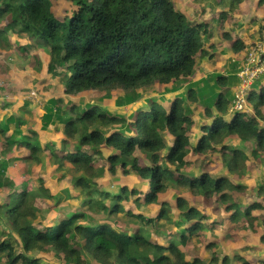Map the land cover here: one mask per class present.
<instances>
[{"label": "trees", "instance_id": "16d2710c", "mask_svg": "<svg viewBox=\"0 0 264 264\" xmlns=\"http://www.w3.org/2000/svg\"><path fill=\"white\" fill-rule=\"evenodd\" d=\"M64 1L73 9L59 14L60 0H0V49L7 51L9 37L25 40L23 46L13 44L17 55H28L29 61L35 57L49 78L62 83L58 98L45 99L41 126L22 128L16 112L0 119V264H264V256L255 258L256 248L247 247L249 236L241 233L257 235L264 251V231L255 224L259 221L264 229V78H257L258 88L254 83L247 96L253 113L231 115L230 103L219 91L228 82L225 75L192 80L197 63L211 60L216 32L228 12L251 0H194L210 13L228 8L217 11L215 30L212 20L194 21L177 10L178 0ZM256 3L263 5L264 0ZM221 37L234 54L245 47L229 33ZM8 70L6 64L0 66V75ZM167 86L171 92L186 91L161 103L148 100L128 119L85 101L73 102L92 93L127 106L154 87ZM197 111L208 119L205 124L198 123ZM54 134L60 138L53 139ZM196 161L201 166L193 173ZM249 162L258 170L250 186L258 200L247 203L249 187L239 179L250 170ZM205 165L224 173H211ZM117 175L135 176L140 188L119 184L114 192L105 189L104 178ZM21 180L29 187H22ZM169 189L181 194L171 203L162 200ZM72 199L84 211L72 209ZM131 199L141 201L144 212L132 209L126 215L151 229L162 220L173 224L165 207L174 209L176 242L169 241L168 233L156 241L87 214L89 206L98 214L123 213L122 204ZM207 210L223 215L211 226L221 233H239L234 239L241 240L244 254L218 258L214 251L203 262L194 249H187L191 239L203 236ZM36 212L40 219L52 212L55 217L32 222ZM204 246L212 243L204 241ZM39 254L51 261L43 262Z\"/></svg>", "mask_w": 264, "mask_h": 264}, {"label": "rangeland", "instance_id": "374dc122", "mask_svg": "<svg viewBox=\"0 0 264 264\" xmlns=\"http://www.w3.org/2000/svg\"><path fill=\"white\" fill-rule=\"evenodd\" d=\"M257 0H251L246 1L234 11H229L227 17L223 21L222 28L216 32L215 37V44L217 45L216 50H213V56L211 60H207L205 58H202L199 63H197L193 75V80H199V79H207L211 77L212 74H217L224 76L228 79L227 84L224 87H220L219 91L222 94L223 99L227 100L229 103L232 100L233 92L238 86V80L236 78V74L239 71V67L242 65L244 61V54L246 50L251 47V44H253L255 41L262 40L264 37V4L258 5ZM61 4H59L56 7V11H58L59 14H62L65 11H70L73 8L70 7V5L65 2L64 0H60ZM176 9L183 11L188 17H190L192 20L196 21H205V20H212V30L218 29V20L219 15L217 11H228L227 7L217 8L212 13L208 11V7L203 5L199 1L194 0H178L175 3ZM204 12V15H201V13ZM68 14V12H67ZM222 33H229L231 38L238 37L243 43L244 48L239 51L237 54H234L230 43L223 39L221 37ZM18 38L15 37H9L8 42L9 46L7 51H5L3 54H0V66L2 69V65L9 64L8 66H12V62L9 61V59H12L13 57L20 58L21 55L16 53V50L13 49V44L17 42ZM21 41H25L23 39H18ZM26 42V41H25ZM2 52L4 49H0ZM3 55V57H2ZM23 56V55H22ZM264 59L263 57H259V60ZM4 63V64H3ZM23 63V65H22ZM22 65V66H21ZM24 68V70H22ZM41 68V69H40ZM19 72H16L15 70H11L9 68L10 74L8 75H0V100L3 101V106H0V119L4 120L9 116V111H6L7 108H14V112L18 114L19 119L21 118L23 126L22 128L26 129L29 126H41V110L44 105H47L45 102V99H48L50 97L58 98L61 94L62 89V83L60 81H54L52 78H49V75L45 73L44 69L38 66V61L35 59V57L29 61V56L27 55L26 58H22L19 63ZM14 74H13V73ZM16 74V77H15ZM214 77V76H213ZM264 78V71L262 72V76L260 79ZM18 80L20 82H18ZM214 80V78H212ZM258 83L253 86L256 90L258 88ZM154 87L153 90L147 91L146 94L141 95V97L133 104L130 105H123L121 107H118L115 103V100H104V98L101 97L100 94H88L84 93L78 98L74 97L73 102L75 104H82V102H88L89 105L97 106L103 111H107L111 113L112 115H119L123 116L125 118H129V115L136 111L138 108H143L146 105V102L148 100H156L158 103H161L163 101H168L169 98H172V96L178 94V93H184L186 91V88L183 87L179 91L171 92L169 87H163L159 88ZM47 89V92H46ZM6 90V92H2ZM26 93V94H25ZM34 93V94H31ZM47 93V94H46ZM12 97V98H11ZM162 97L164 99H162ZM7 98H11L9 101ZM42 98V99H40ZM8 100V101H7ZM27 100V101H26ZM42 100L44 101L43 103ZM41 104V105H40ZM22 107H26L24 110H22ZM251 107V106H250ZM249 107V109H250ZM201 107H198V110L200 111ZM246 113H253V111H245ZM262 113H264V109H262ZM12 114H14L12 112ZM196 119L198 120L199 124H205L208 119H204L200 115H198V111L195 112ZM15 115V114H14ZM264 115V114H263ZM13 116V115H12ZM226 120H229V118L225 117ZM198 126H195V128ZM193 128V131L191 133V139L195 138L196 130ZM48 131V130H47ZM49 131H51V128H49ZM60 138V135L54 134L55 140ZM53 141V140H52ZM72 144H69L68 147H71ZM2 151V150H1ZM103 154L106 156L107 151L102 150ZM26 154H23L25 156ZM0 158H2V154L0 155ZM53 159L49 158L48 164L50 166V169H53ZM250 170L245 174L244 177L240 178L239 180L242 183H246L248 185L249 191L243 192V194H246V202L250 203L255 199L252 195L253 192L250 190L254 187V179L258 176V170L255 168V166L252 164V162H249ZM100 165L99 161L96 163V167ZM18 165H16V168ZM201 163L200 161H196L194 163V168L192 169L193 173L197 172L200 168ZM207 170H209L211 173H217L219 167L211 166V165H205ZM257 168L259 169L260 164H256ZM19 169V168H18ZM17 172L24 177V179H29V175L26 174V172H22V167ZM55 169V168H54ZM41 170L43 171V167H41ZM36 172L40 171V169H35ZM41 172V171H40ZM224 173V170L221 171ZM23 173V174H22ZM24 180H21L19 182L22 187L28 186L26 185ZM34 180L30 182L31 187H35L37 183ZM51 185H55V182L50 180ZM127 185L129 188L139 187L140 181L135 176H128V177H119L117 175L115 178H104V185L105 189H108L109 191L114 192L116 185ZM250 188V186H252ZM61 185H59V188L61 189ZM115 187V188H114ZM143 187V184H142ZM140 188V187H139ZM75 192L78 191V189L74 190ZM168 193L162 198L163 201L172 202L174 199V196H181V194L174 190L169 189L167 191ZM72 203L73 206H71L72 209H75V207L78 209L77 212L80 213L84 211L83 209H79L80 207L77 206L78 201L77 199H72L69 201ZM109 203V206L112 205V202L107 201ZM111 203V205H110ZM48 203H45L47 205ZM209 204V202H207ZM64 205V204H62ZM67 204H65L66 206ZM124 211L123 213H118L114 215L100 213L98 214L96 211L93 210V206H89V210L87 208L88 213L92 215L91 217L99 222H105L109 224H114L115 227L119 228L120 230H127L129 231H140L142 233H146L149 236H151L152 239L159 241L162 237V233H168L169 241L175 240V236L173 233H175L176 229L179 228V226L176 224V211L172 209L171 207H165V210L172 216L173 224L170 222H165L164 220L159 222V226L156 229H151L145 227L141 223H137V221L134 219L133 216L126 215L128 210L134 209L137 212H144V208L142 206L141 201H134V199H131L129 204L123 203ZM46 207V206H43ZM47 210V209H44ZM94 211V212H92ZM37 218L32 219V222H48L52 220L55 215L54 213H47L45 215V218L40 219L39 212H36ZM156 212L153 213L152 217H154ZM208 215V221L204 222V231L203 236H199L198 238H193L190 240V243L186 246L187 249H194L196 254L203 260V262L207 261L212 253L215 251L218 253V258H222V255L225 253L228 255H234V253L238 252L236 251L237 242L234 241V237L236 235H239L238 232H234L230 230L227 233H221V229L215 228L214 226L216 222H219L221 218H223V215L218 212H211L210 210H207ZM256 215V213H254ZM221 216V217H220ZM256 226L258 227L259 231L263 227H260L259 221H256ZM242 234H247L250 237V242L255 241L254 239H251L252 237L255 238V235H252L249 231L241 232ZM224 236L230 237L227 241H222ZM249 240V239H248ZM204 241L206 243H212V246H214L213 249L205 248ZM215 244V245H214ZM251 245V244H250ZM237 247V246H236ZM241 253L244 254L246 252V248H241ZM219 252H221L219 254ZM42 257H47V255L39 254ZM256 258L259 256L262 257L261 254L256 253ZM251 256V254H250ZM188 260L190 261L191 258L189 257ZM48 261V260H46ZM46 261H43L46 263Z\"/></svg>", "mask_w": 264, "mask_h": 264}, {"label": "built area", "instance_id": "2783aa9c", "mask_svg": "<svg viewBox=\"0 0 264 264\" xmlns=\"http://www.w3.org/2000/svg\"><path fill=\"white\" fill-rule=\"evenodd\" d=\"M244 55V61L235 75L238 80V86L233 92L230 102L228 110L230 115L236 112L248 111V93L264 71V59L259 60V57L264 58V37L262 40L251 44V47L246 50Z\"/></svg>", "mask_w": 264, "mask_h": 264}, {"label": "crops", "instance_id": "0c3cea01", "mask_svg": "<svg viewBox=\"0 0 264 264\" xmlns=\"http://www.w3.org/2000/svg\"><path fill=\"white\" fill-rule=\"evenodd\" d=\"M17 43H18V45L19 46H23L26 42L25 41H21V40H18L17 39ZM6 50H3V52L0 50V54H3L4 52H5ZM2 57H3V55H2ZM20 60H21V58H16V57H13L12 59H9V61H11L12 63V66L11 67H9L7 64V66H8V68H10L12 71L13 70H15L16 72H19V69H18V63H20ZM1 63V62H0ZM4 64V63H3ZM13 73V72H12ZM20 73V72H19ZM8 74H10V72H9V70H8V72L7 73H5V75H8ZM14 74V73H13ZM9 76V75H8ZM15 76H16V74H15ZM193 80V79H192ZM194 81H196V80H194ZM2 92H6V90H4V91H2ZM12 98V97H11ZM11 98L9 99V98H7L9 101L11 100ZM41 99V98H40ZM7 100V101H8ZM1 101V100H0ZM41 105V104H40ZM6 111H9L8 113H9V115H14V114H16L15 112H14V108H7L6 109ZM12 112L14 113V114H12ZM251 239H254L255 241H251L250 242V237H249V240H248V243L246 244L247 245V247H254V248H256V252H254V253H258V254H261L262 255V257L264 256V251H263V249H262V247L258 244V236L256 235V237L255 238H251ZM234 241H236L237 242V244H236V246H234V248H236V251H238V252H236V253H234V254H239V255H242V251H241V248H242V246H241V240H234ZM251 244V245H250ZM258 249V250H257ZM226 254V253H225ZM252 256V255H251ZM41 257V259H42V261H46V260H50L49 259V257H46V259H45V257H42V256H40ZM254 257L256 258V256L254 255ZM262 257H258L257 259H261ZM51 261V260H50ZM58 264H60V263H58ZM61 264H65V263H61Z\"/></svg>", "mask_w": 264, "mask_h": 264}, {"label": "clouds", "instance_id": "9594fccd", "mask_svg": "<svg viewBox=\"0 0 264 264\" xmlns=\"http://www.w3.org/2000/svg\"><path fill=\"white\" fill-rule=\"evenodd\" d=\"M247 102H248V101H247ZM248 111H250V109H249V105H248ZM248 111H247V112H248ZM228 114H229V113H228ZM229 115H230V114H229Z\"/></svg>", "mask_w": 264, "mask_h": 264}]
</instances>
